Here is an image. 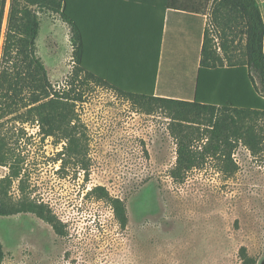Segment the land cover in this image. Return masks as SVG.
I'll return each instance as SVG.
<instances>
[{
  "label": "rangeland",
  "instance_id": "1",
  "mask_svg": "<svg viewBox=\"0 0 264 264\" xmlns=\"http://www.w3.org/2000/svg\"><path fill=\"white\" fill-rule=\"evenodd\" d=\"M8 7L9 0L0 59ZM38 21L36 55L50 84L62 89L73 71L71 28L53 13H38ZM177 31L166 64L173 82L189 74L194 55L193 40L184 46ZM75 86L86 90L76 106L78 155L66 152L63 140L45 137L37 122L0 125L20 168L2 191L14 201L48 205L65 232L58 236L32 214L0 216L2 264H240L241 247L264 264V116L250 121L258 139L253 150L231 136L225 149L211 153L204 149L210 114L204 125H180L157 103L137 104L94 82L83 86L81 77ZM180 129L193 133L196 166L172 177ZM8 173L0 167V181ZM97 187L124 202L125 228Z\"/></svg>",
  "mask_w": 264,
  "mask_h": 264
},
{
  "label": "trees",
  "instance_id": "2",
  "mask_svg": "<svg viewBox=\"0 0 264 264\" xmlns=\"http://www.w3.org/2000/svg\"><path fill=\"white\" fill-rule=\"evenodd\" d=\"M121 1V0H119ZM126 7L129 13L137 11L136 2ZM152 4V11L162 14L166 11L175 15L198 17L205 13L211 0H143ZM235 7L244 17L247 27L246 52L248 64L254 75L250 76L252 89L237 85L223 91L216 84L215 73L206 74L199 62L198 41L191 59L188 75L175 80L183 90V97L169 95L155 96L153 88L138 92V27L134 20L126 27L113 26L102 21V16L122 9L116 1L106 0H9L6 33L0 59V125L3 120L12 119L21 124L37 122L45 137H57L66 143V152L76 156L81 152L80 136L75 124L79 120L76 106L83 102L84 90H76L75 82L81 77V84L94 82L107 86L142 104L157 103L168 110L171 119L180 125H204L201 120L210 114V134L204 149L217 153L225 149L229 138L243 142L251 150L257 144L252 117L264 116V24L255 0H214ZM7 0H0V30ZM123 2V0H122ZM38 13H53L71 28L73 48V71L69 82L62 89H55L49 82L45 69L36 55L35 39L38 32ZM193 30V29H192ZM195 32V31H194ZM180 37L182 33H179ZM193 34V33H192ZM198 35V31H197ZM162 25L157 39L151 45L160 56L162 46ZM204 49V47H203ZM200 63V64H199ZM156 62L152 64V82L156 79ZM146 70L142 72L145 75ZM176 74L178 72L175 71ZM230 81H235L230 78ZM187 83L190 89L187 91ZM216 116V117H214ZM12 117V118H11ZM177 160L171 171L175 177L179 171H190L196 166L190 144L192 132L180 129L178 132ZM0 167L8 168L7 178L0 181V216L32 214L51 226L55 234L63 236L64 226L57 220L48 205L35 202L29 197L14 201L2 191L1 183H9L20 177V168L15 167L7 143L0 136ZM100 197L109 201L115 219L121 228L127 225L124 202L110 198L103 188L97 187ZM240 264H255L245 247L238 251ZM4 254L0 242V264Z\"/></svg>",
  "mask_w": 264,
  "mask_h": 264
},
{
  "label": "crops",
  "instance_id": "3",
  "mask_svg": "<svg viewBox=\"0 0 264 264\" xmlns=\"http://www.w3.org/2000/svg\"><path fill=\"white\" fill-rule=\"evenodd\" d=\"M255 1L264 24V0ZM118 3L122 9L108 16H102V21L111 22L113 26L119 28L126 27L128 21L134 20L136 22L138 27V92L149 91L153 88L155 96L160 94L175 97L184 96L183 90L176 86L175 81H172L174 80L173 73L166 65L171 52L173 38L171 34L175 33L176 26L178 27L177 32L182 33L181 40L184 46L187 45L188 41L191 42V39L193 45L196 44V40L198 41V60L204 65L201 72L204 70L207 75L214 72L218 87L222 88L223 91H228L231 86L237 85L252 89L250 76H253L254 73L248 64L246 52V22L235 7L211 0L204 14L192 17L185 14L182 16L175 15L169 11L160 14L157 9L153 12L152 4L143 0L136 2L137 11L131 14L126 11V7H129L131 3L129 0H123V2L118 0ZM160 25H162L163 36L161 52L158 57V52L156 49L154 50L151 41L153 37L157 39ZM193 48L195 51L196 47L193 46ZM183 52L188 53L189 51L185 48ZM153 62H156L157 71L152 87L151 70ZM143 68L146 70L145 75L142 72ZM230 78L235 81H230ZM189 89L190 84L187 83V91ZM172 93L178 95H172Z\"/></svg>",
  "mask_w": 264,
  "mask_h": 264
}]
</instances>
